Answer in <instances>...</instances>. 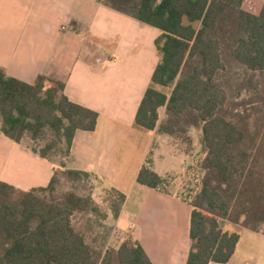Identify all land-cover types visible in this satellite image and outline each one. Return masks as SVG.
<instances>
[{"label":"trees","instance_id":"1","mask_svg":"<svg viewBox=\"0 0 264 264\" xmlns=\"http://www.w3.org/2000/svg\"><path fill=\"white\" fill-rule=\"evenodd\" d=\"M104 1L135 8L138 21L160 31L155 40L159 60L134 124L174 137L188 127L200 130L205 156L201 185L191 202L186 264L226 263L239 234L225 230L224 222L264 234V3ZM224 37L232 43H225ZM225 60L245 68L246 91L260 93L252 98L262 112L254 129L235 111L238 104L228 105ZM162 110L166 118L160 119ZM97 118L96 111L67 98L62 81L38 75L27 83L0 67V134L55 164L45 187L22 190L0 180V264H153L130 237L117 247L93 246L73 217L108 214L100 212L90 194L57 192L62 177L72 182L92 177L65 168L62 159L70 154L75 132L93 131ZM26 140L46 142L36 148ZM56 156H62L58 164ZM164 181L147 165L137 175L138 183L151 188L160 189ZM124 199L116 189H108L105 200L113 219Z\"/></svg>","mask_w":264,"mask_h":264},{"label":"crops","instance_id":"2","mask_svg":"<svg viewBox=\"0 0 264 264\" xmlns=\"http://www.w3.org/2000/svg\"><path fill=\"white\" fill-rule=\"evenodd\" d=\"M135 14L104 0H0V67L27 83L38 75L62 81L71 102L98 113L93 131L75 132L65 168L88 172L125 196L114 227L153 264H186L192 206L180 180L189 173L188 150L174 136L134 124L159 60L160 34ZM54 165L0 134L1 181L22 190L45 187ZM146 165L169 179L164 190L137 182ZM224 228L239 234L235 251L228 262L209 264H264V234L230 222Z\"/></svg>","mask_w":264,"mask_h":264},{"label":"rangeland","instance_id":"3","mask_svg":"<svg viewBox=\"0 0 264 264\" xmlns=\"http://www.w3.org/2000/svg\"><path fill=\"white\" fill-rule=\"evenodd\" d=\"M113 4L112 2H110ZM225 43H232L233 39L224 37ZM226 50V48H225ZM226 59V55H224ZM227 70V95L228 105L232 103L238 104L235 110L241 115L246 116V120L250 127L254 129L255 123L262 116L260 109L252 102V98L260 96V93L246 91L243 79L247 75V71L242 66H238L233 62L225 60ZM264 82V77L261 78ZM264 89V88H263ZM165 92H169L168 88H163ZM163 118H166L164 110H162ZM182 149L188 150V175L182 178L181 196L188 202H192L195 194L199 191L198 178H201L200 162L203 159L202 146L200 144V130L194 127H188L186 133H179L176 136ZM46 140L29 141L25 144L30 147L43 146ZM62 156L54 157L57 164ZM64 160V158L62 159ZM180 174H177L179 176ZM108 187H105L101 181L95 177H90L85 181L72 182L62 177L57 185V192L74 191L81 195H91L94 202L98 205L100 212H106L108 216L102 218L92 214L77 213L73 217L75 227L84 233L86 240L95 247H117L127 239V234H122L113 224V217L109 208V203L105 200L107 197ZM225 223V222H224ZM225 229V228H224ZM123 239V240H122Z\"/></svg>","mask_w":264,"mask_h":264},{"label":"built area","instance_id":"4","mask_svg":"<svg viewBox=\"0 0 264 264\" xmlns=\"http://www.w3.org/2000/svg\"><path fill=\"white\" fill-rule=\"evenodd\" d=\"M198 182H199V188H200V185H201V179H197ZM169 182V179L165 180L161 185H160V189H164L166 184Z\"/></svg>","mask_w":264,"mask_h":264}]
</instances>
